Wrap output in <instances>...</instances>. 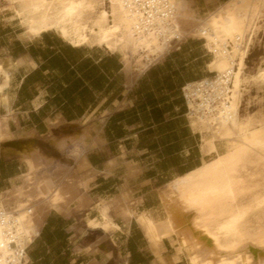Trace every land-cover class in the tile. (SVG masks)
I'll list each match as a JSON object with an SVG mask.
<instances>
[{
	"label": "crops",
	"instance_id": "0c3cea01",
	"mask_svg": "<svg viewBox=\"0 0 264 264\" xmlns=\"http://www.w3.org/2000/svg\"><path fill=\"white\" fill-rule=\"evenodd\" d=\"M187 1L203 19L231 0ZM263 4L244 60L241 115H262L264 122V85L250 79L264 66ZM178 43L139 72L118 52L73 47L52 32L29 41L22 28L0 26V67L10 77L0 94V121L10 136L0 141V204L14 208L23 185L36 212L38 236L25 249V264H188L178 242L147 241L134 216L162 220L166 186L224 149L216 142V152L202 153V135L192 130L181 96L185 84L215 73L213 55L203 39ZM204 51L211 58L203 60ZM26 174L33 183L27 189ZM45 178L59 188L64 213L44 209L35 197ZM46 226L64 235L41 237Z\"/></svg>",
	"mask_w": 264,
	"mask_h": 264
},
{
	"label": "bare ground",
	"instance_id": "6f19581e",
	"mask_svg": "<svg viewBox=\"0 0 264 264\" xmlns=\"http://www.w3.org/2000/svg\"><path fill=\"white\" fill-rule=\"evenodd\" d=\"M5 1L14 13L12 21L23 27L26 40L52 32L73 47L93 43L109 52H117L118 44L126 37L140 57L141 61L137 63L140 72L163 56L175 40L191 36L205 41V48L214 58V74L232 71L228 104L216 107L204 117L188 115L187 118L194 132L208 136L204 135L208 141L201 145L202 153L216 152V142L222 143L224 149L161 191L162 220L154 222L147 214L134 216L147 241L153 244L164 239L178 242V251L184 250L188 264H264V237L254 240L246 235V228L245 232L241 228L243 216L247 214L245 209L229 205L235 201L237 182L234 175L238 173V166L243 165L250 153L264 161L262 115L240 116L243 87L247 81L244 60L262 0H231L203 19L193 16L187 0H97L101 5L108 3L109 12L102 8L95 12L93 0ZM123 62L127 68L130 66L127 59ZM0 74L5 78V84L0 86L2 94L10 77L4 69H0ZM250 79L264 85V66ZM6 130V121H0L1 142L10 138ZM79 151L75 148V152ZM26 163L30 172L35 170L32 160L26 159ZM23 180L26 189L33 184L30 174L24 175ZM22 186L15 189L17 202L13 211L8 210L6 200L0 204V264H25V249L38 236L37 226L33 224L35 210L30 198H25ZM34 189L35 197L44 199V209L56 207L59 212H65L59 188L49 178L38 182ZM256 200L260 201L259 197ZM259 204L264 207V201ZM101 214L107 220L106 211L102 210ZM220 218H224L223 223ZM217 221L221 224L212 227ZM98 224L88 222L92 228ZM109 226L106 223L102 227L107 229Z\"/></svg>",
	"mask_w": 264,
	"mask_h": 264
},
{
	"label": "rangeland",
	"instance_id": "374dc122",
	"mask_svg": "<svg viewBox=\"0 0 264 264\" xmlns=\"http://www.w3.org/2000/svg\"><path fill=\"white\" fill-rule=\"evenodd\" d=\"M4 1L5 0H0V26H10V27H12V28H16V29H19V28H22L23 29V27L22 26H19V25H17V22H13L14 21V13L10 10V9H8L7 8V4L6 3H4ZM94 1V3L95 4H93V6H94V11L95 12H99L100 11V9L102 8L103 10H105L106 12H109L110 11V9H109V5H108V3H105L104 5H101V3L100 2H98L97 0H93ZM6 2V1H5ZM101 6H103V7H101ZM3 7H5V8H3ZM97 7V8H96ZM100 7V8H99ZM96 8V9H95ZM5 10H7V11H5ZM99 10V11H98ZM9 11V12H8ZM11 12V13H10ZM11 20V21H10ZM13 20V21H12ZM255 23H257V20H256V22ZM257 30V29H256ZM124 39H126V37H124V38H122V41H121V43L120 44H118V46H117V48H118V53H120L121 55H122V60L124 61V60H128L129 62H130V66L131 65H134L135 67H136V69L138 70V68H137V63L139 62V61H141L139 58L140 57H138L139 55L137 54V53H135L134 51H133V46L131 45L130 46V42L126 39V41L124 40ZM192 39H195L194 37H191V36H186V37H184V38H182L180 41H177V42H173V43H178V44H180V43H182V42H184V40H187V41H191ZM63 40V39H62ZM64 41V40H63ZM127 43H125V42ZM65 42V41H64ZM124 43V44H123ZM173 43H171L170 45H169V47L167 48L168 50H166L165 52H164V56H161L158 60L159 61H161L164 57H166V55L168 54V52L170 53V52H172V50L174 49V46H175V44H173ZM68 44V43H67ZM86 46H88V47H98V46H96L95 44H93V43H91V44H87ZM124 48H123V47ZM83 47V46H82ZM119 47H122V48H119ZM98 48H102V47H98ZM103 49H105V48H103ZM106 50V49H105ZM124 50V51H123ZM106 51H108V50H106ZM123 51V52H122ZM130 51V52H129ZM109 52V51H108ZM127 53V55H126V53ZM111 53H115V52H111ZM125 53V54H124ZM131 53H133V54H131ZM203 54H205L206 55V51H204V52H202ZM125 57H127V58H125ZM123 58H125V59H123ZM209 58H211L209 55H206V57L203 59V60H206V59H209ZM158 60H156V62L158 61ZM212 60V59H211ZM155 62H153V64H154ZM152 65V64H151ZM208 66V65H207ZM0 69H2L1 67H0ZM246 69V68H245ZM207 70H208V68H207ZM139 71V70H138ZM145 71V70H144ZM140 72V71H139ZM141 72H143V71H141ZM245 74H246V70H245ZM247 75H248V73H247ZM0 77H3L1 74H0ZM4 78V77H3ZM5 84V78H4V80H3V84L2 85H4ZM2 85H0V86H2ZM7 86H8V83H7ZM6 86V87H7ZM243 88H245V86L243 87ZM244 94H245V89H244V91H243V97H244ZM242 102H243V98H242ZM241 108H242V104H241ZM243 113V112H242ZM250 112H247L246 114H244V115H241V109H240V116L243 118V117H245L247 114H249ZM4 121H6V120H4ZM188 121H189V119H188ZM7 122V121H6ZM189 124H190V122H189ZM204 135H206V134H203V136H202V140H201V145H203V143H204V141H208V136H207V138L204 136ZM250 155V156H249ZM248 156H247V158H246V160L244 161V163H243V165L242 164H240L239 166H238V168H237V171H238V173H236V175L238 176H236V175H234V178H235V182H237L236 183V185H235V187H237V188H235L234 187V191H235V201L232 203V202H228L229 203V205L230 206H233L234 207V205L237 207V208H240V209H245V213H247L248 214V216H246L247 214H244V216H243V220H242V222H241V228H242V231L245 229L246 230V232H245V230L243 231V232H245V234L246 235H248V236H250L252 239H254V240H256V239H258L259 237H264V207L263 208H261V204H259L261 201H264L263 200V198H264V161H262V160H260L261 158L260 157H256L257 155L256 154H254V153H250ZM256 155V156H255ZM255 157H256V159H255ZM258 158H260V159H258ZM251 160V161H250ZM255 160V161H254ZM261 162V163H260ZM246 163V164H245ZM245 165V166H244ZM242 168V169H241ZM242 171V172H241ZM239 173H241V174H239ZM238 180V181H237ZM241 183H243L242 185H243V187L242 186H240L241 185ZM240 187H242V188H240ZM239 188V189H238ZM239 191H241V192H243V193H241V192H239ZM238 194H240L241 195V197H240V195H238ZM257 196V197H256ZM258 199V197H259V200L260 201H257L256 199ZM263 197V198H262ZM237 198V199H236ZM254 198V199H253ZM262 198V199H261ZM238 201H240V202H242V203H239ZM255 201H256V204H255ZM236 202H238V203H236ZM250 203V204H249ZM242 206V207H240V205ZM243 204H244V206H243ZM249 204V205H248ZM255 204V206L253 207V205ZM248 205V206H247ZM251 205H252V207H251ZM257 205L259 206L260 205V207H257ZM243 207H245V208H243ZM247 208H249V210L247 209ZM252 208H254L253 210H252ZM260 208V209H259ZM51 209H55L56 211H58L59 212V210L55 207H51V208H49L48 210H51ZM252 211H251V210ZM8 210H12L13 211V207H9L8 206ZM246 210H247V212H246ZM255 210H258L257 212L255 211ZM260 210H261V212H260ZM35 214H36V212H34ZM60 213H64V212H62V211H60ZM34 214V215H35ZM247 217V218H246ZM220 219H222V220H220ZM220 219H217V220H220L222 223H223V220H224V218H220ZM218 222L217 221V223H212V227H216L218 224H221V222ZM246 222V223H245ZM245 225H244V224ZM245 227V228H244ZM39 229V228H38ZM248 233V234H247ZM250 233V234H249ZM257 233H259V234H257ZM262 234V235H261ZM259 235V236H258ZM257 237V238H256Z\"/></svg>",
	"mask_w": 264,
	"mask_h": 264
},
{
	"label": "built area",
	"instance_id": "2783aa9c",
	"mask_svg": "<svg viewBox=\"0 0 264 264\" xmlns=\"http://www.w3.org/2000/svg\"><path fill=\"white\" fill-rule=\"evenodd\" d=\"M231 78L232 71H226L220 75L209 73L200 80L185 84L181 88L185 115L204 117L212 113L216 107L226 106Z\"/></svg>",
	"mask_w": 264,
	"mask_h": 264
},
{
	"label": "trees",
	"instance_id": "16d2710c",
	"mask_svg": "<svg viewBox=\"0 0 264 264\" xmlns=\"http://www.w3.org/2000/svg\"><path fill=\"white\" fill-rule=\"evenodd\" d=\"M48 226H46L41 234V237H53V236H58V235H64L62 234L63 232H54L53 234L49 233L48 231Z\"/></svg>",
	"mask_w": 264,
	"mask_h": 264
}]
</instances>
